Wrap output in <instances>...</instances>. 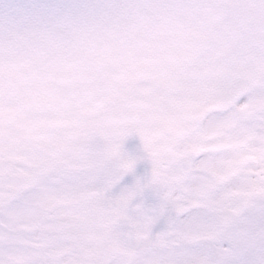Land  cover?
<instances>
[{"label":"snow or ice","instance_id":"6c2138e0","mask_svg":"<svg viewBox=\"0 0 264 264\" xmlns=\"http://www.w3.org/2000/svg\"><path fill=\"white\" fill-rule=\"evenodd\" d=\"M0 264H264V0H0Z\"/></svg>","mask_w":264,"mask_h":264}]
</instances>
